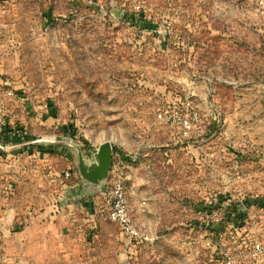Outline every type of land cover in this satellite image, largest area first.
Masks as SVG:
<instances>
[{
    "label": "rangeland",
    "instance_id": "1",
    "mask_svg": "<svg viewBox=\"0 0 264 264\" xmlns=\"http://www.w3.org/2000/svg\"><path fill=\"white\" fill-rule=\"evenodd\" d=\"M0 88L32 109L30 134L67 123L85 145L112 142L140 232L100 219L101 196L95 222L62 207L64 188L50 198L41 173L5 185L17 172L1 165L0 201L18 220L0 241L15 260L219 264L229 247L236 263L264 264V209L244 202L238 220L203 227L215 199L229 214L264 196V0H0ZM44 157L36 168L65 161Z\"/></svg>",
    "mask_w": 264,
    "mask_h": 264
},
{
    "label": "water",
    "instance_id": "2",
    "mask_svg": "<svg viewBox=\"0 0 264 264\" xmlns=\"http://www.w3.org/2000/svg\"><path fill=\"white\" fill-rule=\"evenodd\" d=\"M116 12L124 17L123 12ZM164 37H167L165 32ZM4 150L13 155L37 150L41 157L55 154L72 164L78 171L77 180L64 185L58 201L62 207L82 208L92 222L96 221L98 197L105 198L109 192L114 160L111 141L105 140L97 146L85 145L78 140L70 124L58 123L54 133L24 132L18 140L4 146Z\"/></svg>",
    "mask_w": 264,
    "mask_h": 264
},
{
    "label": "built area",
    "instance_id": "3",
    "mask_svg": "<svg viewBox=\"0 0 264 264\" xmlns=\"http://www.w3.org/2000/svg\"><path fill=\"white\" fill-rule=\"evenodd\" d=\"M92 2V0H88ZM17 98V102L22 99L21 95L16 94V91L12 88H0V158L8 156L14 158L16 155L7 153L4 150L5 144L3 141L11 139H19L20 136L26 132V123L18 122L15 112L12 111L7 105L6 100L10 98ZM24 109H27V106ZM163 117V113H160ZM181 123L188 124L189 120L184 118L182 115H178ZM198 119V117L196 116ZM77 136V135H76ZM79 139V137L77 136ZM11 142H14L11 141ZM10 142V143H11ZM9 144V143H8ZM123 163L122 161L113 160L111 166V175L109 180V192L107 201L101 207L98 208V217L106 221H112L121 227L122 231L131 238L137 239L139 237V229L134 220L130 202H129V187L126 181V177L123 175ZM48 178L51 182L56 185L59 184L63 188L64 185L76 182L78 177V171L71 164L56 168L49 166L48 168ZM74 182V183H75ZM214 208L204 210V218L206 224L203 225L204 229L209 230L210 225L219 222L226 214L227 209L222 202L218 199L214 201ZM148 239V237H145ZM254 247V257L264 256V245L256 241L253 243ZM220 252L222 257V264H236V259L234 254L226 248ZM0 264H27L26 261L15 260L6 250L3 241H0Z\"/></svg>",
    "mask_w": 264,
    "mask_h": 264
},
{
    "label": "crops",
    "instance_id": "4",
    "mask_svg": "<svg viewBox=\"0 0 264 264\" xmlns=\"http://www.w3.org/2000/svg\"><path fill=\"white\" fill-rule=\"evenodd\" d=\"M14 100V101H12ZM6 103L12 111H14L16 114L22 116L23 119H25V122L27 124V120L28 118H30V112L29 111H32V109H29L30 107L27 106V109H28V114L27 116H25V114H22V113H18L17 111H23V108H24V104L22 102V99L19 100V102H17V98H10V99H7L6 100ZM17 138V137H16ZM18 140V139H16ZM33 155V156H32ZM43 158L45 157H41L40 155H38L37 153V156L34 155V154H31V152H26V153H22L20 155H16L14 158H11V157H8V156H4V157H1L0 158V166L1 165H6V166H9V167H14L15 169H12V168H9L11 171L13 172H17V174H14L13 176V179L10 180V181H7L5 185H11L13 188H14V185H16L17 183V180L20 179L22 176H21V171L22 172H25V170H31L32 171V174H36V175H40V173L42 174V176L44 177V179L46 180V182L49 183L50 186H48V190L46 189V193H50L49 196L50 198L53 197L54 193L57 192V189H55V187L57 186H61L59 184H55L54 182H51L48 178V166L45 165L44 163V168H36L35 164H38V163H43V161H45ZM48 158V157H46ZM51 158V157H50ZM58 158V157H57ZM70 163H68L67 165H69ZM65 165H62L60 163V166L59 167H63ZM58 167V168H59ZM132 179H133V182H136L138 184L141 183V179H142V176H137L135 173L131 175ZM51 186H54V187H51ZM5 186L2 185V189H0V194H2V191L4 189ZM10 188V187H9ZM62 188V187H61ZM41 191H44L43 189H41ZM43 195L42 192L38 193V196L41 197ZM10 198H6L4 201L5 202H1L0 201V236L3 235V232H7L10 230V228H12V226L14 225V223H16V221L18 220L17 218V208L10 204L11 201H9ZM52 201V199L50 200ZM244 202H247L249 203L250 202V205H252L251 207L252 208H255L257 207L258 209L259 208H262L264 209V196H255V195H252L250 197H247V196H243L242 197V202L240 204H237L235 205V208L232 209L231 212H229L227 218L230 219V220H238V218H241V216H244L243 214V211L241 210H244V208L241 206H244L245 203ZM4 204V205H3ZM38 205V204H37ZM249 205V206H250ZM2 206V208H1ZM4 206V208H3ZM229 209V211L231 210ZM31 213V211H30ZM148 217H146L145 221H148ZM136 222V221H135ZM240 231V229L238 230V232ZM251 231H253V228H251ZM249 233V231H248ZM225 233H221V237L224 235ZM1 239V238H0ZM229 247H226V249H228ZM232 253H235L237 256H241V251L238 250H233V249H229ZM219 256V254L217 255ZM221 256V255H220ZM218 259H222V257H218ZM222 262H220L219 264H221ZM240 263V260L238 261V263L236 264H239Z\"/></svg>",
    "mask_w": 264,
    "mask_h": 264
},
{
    "label": "trees",
    "instance_id": "5",
    "mask_svg": "<svg viewBox=\"0 0 264 264\" xmlns=\"http://www.w3.org/2000/svg\"><path fill=\"white\" fill-rule=\"evenodd\" d=\"M13 140H15V139H11V140H5V141H3L5 144H8V143H10L11 141H13ZM12 143V142H11ZM64 161V160H63ZM68 164V162L67 161H64V163H62V165H67ZM75 182V181H74ZM102 201H103V203L105 204V202L107 201V198H104V199H102ZM226 216H228V213L226 214ZM225 219H226V217H225ZM225 219H224V221H225ZM224 221H222V222H224ZM89 223L91 224V225H93V226H96V224L95 223H91V221H89ZM221 223H219V224H216V223H214V224H212V225H210V227H209V231H212L215 227H219V225H220ZM92 228V227H91ZM94 228V227H93ZM18 230H20V229H18ZM211 233V232H210ZM212 234V233H211ZM213 235V234H212ZM220 263V262H219Z\"/></svg>",
    "mask_w": 264,
    "mask_h": 264
}]
</instances>
